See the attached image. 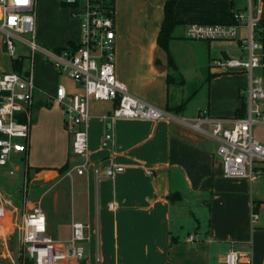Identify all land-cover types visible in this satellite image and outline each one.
Wrapping results in <instances>:
<instances>
[{
  "label": "crops",
  "instance_id": "1",
  "mask_svg": "<svg viewBox=\"0 0 264 264\" xmlns=\"http://www.w3.org/2000/svg\"><path fill=\"white\" fill-rule=\"evenodd\" d=\"M112 1L117 79L132 95L173 118L158 122L105 120L117 102L92 100L91 165L84 175L66 177L62 168H72L82 160L72 152L73 135L66 127L65 110L51 98L59 86L64 87L62 74L47 61L50 67L40 64L50 76L35 72L33 67L37 89L27 151L13 153L8 164L0 167L1 178L9 177L12 169L23 172L20 204L9 189L0 185V264H20L22 216L39 202L47 217V235L52 239L71 238L73 223L87 226L86 258L81 264H226L230 251L250 253L252 264H264V174L253 181L225 178L219 141L179 121L184 118L192 124L204 111L214 119L230 121L245 116V111H237L246 108L248 75L225 73L217 67L218 60L245 56L240 42L194 41L186 36L189 24L231 20L184 19L180 12L183 0H179L175 19L180 24L168 43L172 68L169 55L157 42L166 0ZM48 2L57 11V18L74 21L77 26L74 30L67 26L61 35L50 38L53 50L70 42L78 44L80 22L71 19V10L63 0H37L36 23L39 11L45 18L43 7ZM241 2L235 0L243 6ZM260 19L264 20V5ZM240 35L245 32L240 31ZM182 46L190 49L185 61L188 69L199 73L208 90V100L196 110L188 105L204 87L196 85L192 92H180L192 88L181 72V59L177 61L176 50H172ZM29 71L23 64L21 74ZM258 73L264 88V68ZM170 77L174 79L172 84H168ZM175 86L180 93L173 99L171 89ZM188 99L185 110L169 112L168 106H178ZM261 109L264 111V100ZM106 132L113 139L104 146ZM253 136L264 145V124L254 126ZM108 166H123L125 171L111 179H97L94 169ZM67 179L72 181L69 192L68 186L62 185ZM254 212L257 219L252 222ZM248 257H242L241 263L247 264Z\"/></svg>",
  "mask_w": 264,
  "mask_h": 264
},
{
  "label": "built area",
  "instance_id": "2",
  "mask_svg": "<svg viewBox=\"0 0 264 264\" xmlns=\"http://www.w3.org/2000/svg\"><path fill=\"white\" fill-rule=\"evenodd\" d=\"M106 0H64L71 16L80 22L81 41L78 48L66 46L61 51L48 50L37 42V0H0V33L7 53L16 55V44L27 46L32 52V65L28 75L16 71L0 73V167L8 164L13 153H26L33 122V100L37 86L33 67L36 54L53 65L61 74L66 73L81 87V93L72 94L59 86L52 101L65 110L66 127L73 135L72 152L81 163L68 168L65 176L73 173L84 175L91 165L89 148L90 104L96 101H116L117 106L105 120L137 119L163 121L171 114L150 105L132 95L116 76L115 19L114 11L105 5ZM109 1V0H107ZM264 0H248L245 7L235 4L229 23H192L186 36L194 41H239L245 56L237 59L218 60L217 67L225 73H246L249 78L245 90V116L235 120L214 119L201 112L191 124L187 119L179 120L190 125L201 134H209L219 141L218 155L227 179L255 180L264 174V145L254 138L253 128L264 124V100L262 76L264 68L262 43L255 38V28L261 21ZM245 35L241 37L240 31ZM29 35L30 39L23 36ZM19 59V58H18ZM228 124H231L229 126ZM113 136L106 132L103 144L111 142ZM125 171L123 166H108L104 170L94 169L97 179L114 178ZM150 173V172H148ZM10 175H13L11 172ZM10 204V202H8ZM113 208V205L110 206ZM257 219L252 214V222ZM87 226L72 224V235L68 240H55L47 235V217L41 202L23 214L20 223L22 255L34 264H81L86 258L84 241ZM193 240V237L190 238ZM250 253L230 251L226 264H242L247 258L252 264Z\"/></svg>",
  "mask_w": 264,
  "mask_h": 264
},
{
  "label": "rangeland",
  "instance_id": "3",
  "mask_svg": "<svg viewBox=\"0 0 264 264\" xmlns=\"http://www.w3.org/2000/svg\"><path fill=\"white\" fill-rule=\"evenodd\" d=\"M64 1V0H63ZM244 2V3H243ZM241 2V5L245 6L248 3V0H243ZM181 16L184 17V19L191 20L193 18L195 19H215L214 21H230L232 17V11L233 8L231 7V1L230 0H197V1H188V0H183L181 1ZM68 8V7H67ZM42 10V8H41ZM43 11L45 12V18L40 17V11H39V17L37 18V23H36V34L38 36V44L48 50H53L51 47V41L50 38L57 37V35H61L64 31V29L67 26H70L74 29L77 28V26H74L75 22H66L62 21L60 18H57V11L55 8L51 5V2L47 3L46 6L43 7ZM42 12V11H41ZM42 14V13H41ZM72 20L77 21L75 18H73L70 15ZM219 19V20H217ZM78 22V21H77ZM45 38H43V36ZM26 39H30L29 35H24L23 36ZM225 42V41H221ZM40 43H43L40 44ZM16 44V55L15 58H22L24 60V70L29 71L31 65H32V52L27 46H23L18 42H15ZM176 50V55L175 59L177 61H180V67H181V72L182 70L184 71L183 75L185 77V80L187 81L188 84H191L192 88L189 89H183L180 92H184L187 94V92H192L194 89L193 86H199L203 85L204 88L199 89L198 93L194 97V99L191 100L189 103V108L191 110H196L198 109L199 105L202 102H206L208 100V90L207 86L205 87L204 80L199 76V73L196 70H189L187 67L186 61V54L190 52L189 47H173L172 50ZM190 57V55H189ZM12 57L7 53V51L4 48L3 44V36L0 33V73L1 72H7L12 69ZM43 63L44 66L48 65L46 63V60L43 58V55H41L39 52L35 56L34 60V71L35 72H41L43 75L48 74L50 76V72L45 73V69H43V65L40 63ZM49 66V65H48ZM50 67V66H49ZM177 79V78H176ZM61 82L64 85V87L69 91L72 92V94H77L79 91V85L74 83L71 78L66 73H62L61 76ZM172 98L174 99L176 96V93L180 90L178 86L172 87ZM178 92V93H180ZM177 93V94H178ZM73 157V154H72ZM15 164L14 166H16ZM14 168V167H13ZM14 175L7 178H1L0 177V185L6 189H9V194H14L16 198L19 200L18 204H20V197L22 196L21 191L19 190V182H21L22 174L23 172H19L15 169H12ZM75 175V174H74ZM75 177V176H74ZM62 184V183H61ZM63 186H68V192L69 190L71 191L72 189V181L70 179H67L66 181L63 182ZM22 186V184H21ZM19 190V191H18ZM19 196V197H18ZM14 198V196L12 195ZM12 199V198H11ZM47 205V201L45 202V206ZM17 243V239L15 240ZM22 263L27 259V257L22 255ZM19 264V263H18ZM21 264V261H20Z\"/></svg>",
  "mask_w": 264,
  "mask_h": 264
},
{
  "label": "trees",
  "instance_id": "4",
  "mask_svg": "<svg viewBox=\"0 0 264 264\" xmlns=\"http://www.w3.org/2000/svg\"><path fill=\"white\" fill-rule=\"evenodd\" d=\"M179 0H166L165 3V8H164V12H165V16H164V21L162 23L161 26V30L158 36V45L167 52V54L169 55V63L170 66L172 68H174L173 66V61L170 57L169 54V50H168V43L169 41L173 38L174 35V31L176 29V27L180 24L178 21H176L175 19V10H176V5L178 3ZM64 5L66 6V4L64 3ZM105 5L109 10H112L115 12L114 9V5H113V1L109 0V1H105ZM235 5V0H233V6ZM255 38L257 40H259L262 45H264V20H261L259 22V24L257 25V27L255 28ZM69 47L71 48H78L77 44L74 42H70ZM65 47H60L55 49L57 52L61 51L62 49H64ZM23 62L24 60L22 58H17V59H12V68L13 71H16L18 73H22V69H23ZM25 75H28V73H26ZM174 82L173 78H168V84H172ZM189 102L188 100L183 101L180 105L178 106H168V110L169 112H174V113H180L183 110H185L187 104ZM245 106H243L240 110H238L237 112H244L245 111ZM68 166L62 168L63 172L65 173L68 170ZM172 198V196H170V199ZM256 213V212H254ZM22 260H24L23 258H21V264H34L33 260H31L30 258H27L25 260V263Z\"/></svg>",
  "mask_w": 264,
  "mask_h": 264
}]
</instances>
